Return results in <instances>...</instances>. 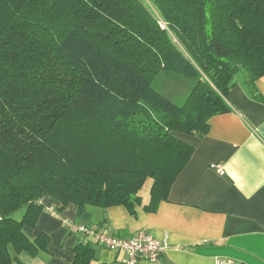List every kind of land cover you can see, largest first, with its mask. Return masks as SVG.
<instances>
[{
    "label": "trees",
    "instance_id": "trees-1",
    "mask_svg": "<svg viewBox=\"0 0 264 264\" xmlns=\"http://www.w3.org/2000/svg\"><path fill=\"white\" fill-rule=\"evenodd\" d=\"M150 1L181 47L142 0H0V264L47 250L48 234L25 230L47 197L89 221L92 209L134 213L151 179L155 213L194 153L176 134L207 135L240 73L256 91L264 0ZM102 21L120 25L107 35L120 48L96 39ZM160 73L191 80L182 106L153 87ZM75 251L91 264L90 242Z\"/></svg>",
    "mask_w": 264,
    "mask_h": 264
},
{
    "label": "crops",
    "instance_id": "crops-1",
    "mask_svg": "<svg viewBox=\"0 0 264 264\" xmlns=\"http://www.w3.org/2000/svg\"><path fill=\"white\" fill-rule=\"evenodd\" d=\"M227 101L232 111L213 117L207 135L176 134L194 147V153L168 201L155 213L144 210L149 200L143 198L134 213L125 206L92 209L89 221H79L70 204L61 216L124 238L147 230L169 243L160 263L139 264H216L219 258L233 264H264V76L256 82L255 92L245 76L237 77ZM43 203L46 209L36 228L25 230L31 239L36 231L48 234L47 250L18 255L13 250L12 264H75V247L83 242L93 247L91 264H121L118 252L66 229L51 213L60 202L47 197Z\"/></svg>",
    "mask_w": 264,
    "mask_h": 264
},
{
    "label": "built area",
    "instance_id": "built-area-1",
    "mask_svg": "<svg viewBox=\"0 0 264 264\" xmlns=\"http://www.w3.org/2000/svg\"><path fill=\"white\" fill-rule=\"evenodd\" d=\"M217 172L220 174L224 173L221 167L217 168ZM51 213L60 217L70 233L91 238L104 248L118 252L121 256L119 259L121 264H139L144 261L160 263L163 255L169 249V243L166 240L154 238L147 230L139 231L132 238H124L110 235L105 231L100 232L92 227L77 224L74 221L58 215L56 210H52ZM216 264H233V261L219 258L216 260Z\"/></svg>",
    "mask_w": 264,
    "mask_h": 264
},
{
    "label": "rangeland",
    "instance_id": "rangeland-1",
    "mask_svg": "<svg viewBox=\"0 0 264 264\" xmlns=\"http://www.w3.org/2000/svg\"><path fill=\"white\" fill-rule=\"evenodd\" d=\"M160 1L163 3L166 0H160ZM178 1L181 2L180 0ZM142 2L144 6L146 7V9L149 10L152 13V15L155 16V18L158 20L159 25L165 30H167L169 36L172 37L177 47H181L180 41L178 40L177 37H175L173 32L168 28V24L164 21L162 17L160 18L159 11L155 10V8L151 6L152 5L151 1L142 0ZM168 12H170L169 9H168ZM113 28L114 30H117V31L121 29L120 25L117 23H112V22L104 23L102 21L99 25V29H96L98 31H96L97 33H95L96 35L95 37L100 42L107 44L108 47H110L112 50H116V48L119 47L116 45V43L114 44V41L115 39H117V37L114 39L111 36H107L108 34L113 33V30H112ZM100 32H102V34H100ZM121 47L123 48V46ZM242 76H244L243 73H240L238 75V77H242ZM190 81L191 80L185 79L184 77L180 75H176V74L173 75L171 73H160L155 77L153 87L157 89L158 91H160L163 95H165L167 98H169L171 101H173L177 105L182 106L187 101V98L192 88ZM0 107H3L1 104V101H0ZM151 187H152V180L149 179L146 182L141 192V195L146 202L149 200ZM22 214H23V211L21 210L15 215V218L20 220ZM12 252H14L13 249H12Z\"/></svg>",
    "mask_w": 264,
    "mask_h": 264
}]
</instances>
